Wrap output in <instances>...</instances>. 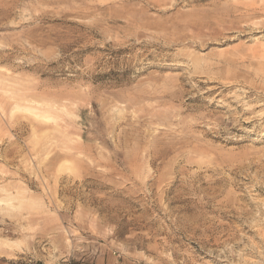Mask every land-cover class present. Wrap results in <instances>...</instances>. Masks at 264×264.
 Wrapping results in <instances>:
<instances>
[{
    "label": "rangeland",
    "instance_id": "374dc122",
    "mask_svg": "<svg viewBox=\"0 0 264 264\" xmlns=\"http://www.w3.org/2000/svg\"><path fill=\"white\" fill-rule=\"evenodd\" d=\"M102 260L264 264V0H0V264Z\"/></svg>",
    "mask_w": 264,
    "mask_h": 264
},
{
    "label": "crops",
    "instance_id": "0c3cea01",
    "mask_svg": "<svg viewBox=\"0 0 264 264\" xmlns=\"http://www.w3.org/2000/svg\"><path fill=\"white\" fill-rule=\"evenodd\" d=\"M97 263H99V262H97ZM101 264H105V262H103V260H102Z\"/></svg>",
    "mask_w": 264,
    "mask_h": 264
}]
</instances>
